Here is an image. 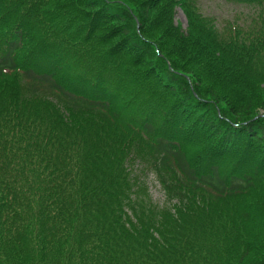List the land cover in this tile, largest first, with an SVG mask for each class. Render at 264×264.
Wrapping results in <instances>:
<instances>
[{
	"label": "trees",
	"instance_id": "obj_1",
	"mask_svg": "<svg viewBox=\"0 0 264 264\" xmlns=\"http://www.w3.org/2000/svg\"><path fill=\"white\" fill-rule=\"evenodd\" d=\"M227 1L0 0V264H264V0Z\"/></svg>",
	"mask_w": 264,
	"mask_h": 264
},
{
	"label": "rangeland",
	"instance_id": "obj_2",
	"mask_svg": "<svg viewBox=\"0 0 264 264\" xmlns=\"http://www.w3.org/2000/svg\"><path fill=\"white\" fill-rule=\"evenodd\" d=\"M197 3L203 14L215 17L220 25L232 20L247 23L253 14L251 7L228 2L227 0H197ZM176 21H180L183 27H186V18L180 10L176 15ZM146 179L154 199H162L161 186L154 174L148 173Z\"/></svg>",
	"mask_w": 264,
	"mask_h": 264
}]
</instances>
